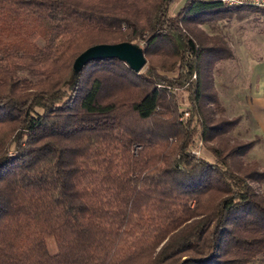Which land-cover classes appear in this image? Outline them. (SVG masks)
I'll use <instances>...</instances> for the list:
<instances>
[{
  "label": "trees",
  "instance_id": "obj_1",
  "mask_svg": "<svg viewBox=\"0 0 264 264\" xmlns=\"http://www.w3.org/2000/svg\"><path fill=\"white\" fill-rule=\"evenodd\" d=\"M175 1L0 0V264L264 254V195L252 185L264 171H235L216 147L214 160L192 152L234 126L213 117L208 76L231 53L194 25L257 7L183 0L173 11ZM123 41L143 43L140 71L117 58L74 69L88 47Z\"/></svg>",
  "mask_w": 264,
  "mask_h": 264
},
{
  "label": "rangeland",
  "instance_id": "obj_2",
  "mask_svg": "<svg viewBox=\"0 0 264 264\" xmlns=\"http://www.w3.org/2000/svg\"><path fill=\"white\" fill-rule=\"evenodd\" d=\"M182 1L176 0L172 10L176 11ZM194 26L195 30L208 37L209 45L225 48L231 53L230 56L213 60L208 76L222 109L219 110L213 104V117L234 120V126L206 144L197 141L192 152L214 160L209 147H216L222 155L231 153L228 162L233 170L241 173L254 169L264 171V131L259 129L250 111L251 93L258 87L261 78H264L260 71L256 72V66L264 62V13L259 8L234 9ZM138 45L143 46V43L138 42ZM155 59L158 60L159 57ZM160 61H164L163 56ZM166 73L173 74L170 71ZM252 142L251 148L245 153L236 152L238 146ZM252 185L258 193L264 195V183L253 181ZM41 236L48 251L56 252L53 237L46 236L43 232ZM263 260L264 254H261L249 264H260Z\"/></svg>",
  "mask_w": 264,
  "mask_h": 264
},
{
  "label": "water",
  "instance_id": "obj_3",
  "mask_svg": "<svg viewBox=\"0 0 264 264\" xmlns=\"http://www.w3.org/2000/svg\"><path fill=\"white\" fill-rule=\"evenodd\" d=\"M106 58H117L125 62L135 72L140 71L146 63V58L139 45L123 41L92 45L76 57L73 66L74 69H78L89 61Z\"/></svg>",
  "mask_w": 264,
  "mask_h": 264
},
{
  "label": "crops",
  "instance_id": "obj_4",
  "mask_svg": "<svg viewBox=\"0 0 264 264\" xmlns=\"http://www.w3.org/2000/svg\"><path fill=\"white\" fill-rule=\"evenodd\" d=\"M260 71L264 77V62L256 66V72ZM251 93L250 111L257 122L259 129L264 131V78L259 81L258 87ZM256 103V104H255ZM256 105H259L256 107ZM264 134V133H263Z\"/></svg>",
  "mask_w": 264,
  "mask_h": 264
},
{
  "label": "built area",
  "instance_id": "obj_5",
  "mask_svg": "<svg viewBox=\"0 0 264 264\" xmlns=\"http://www.w3.org/2000/svg\"><path fill=\"white\" fill-rule=\"evenodd\" d=\"M228 5H249L264 9V0H219Z\"/></svg>",
  "mask_w": 264,
  "mask_h": 264
}]
</instances>
